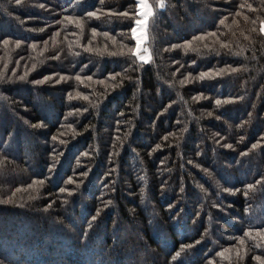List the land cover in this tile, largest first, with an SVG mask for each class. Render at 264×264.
<instances>
[{
  "label": "trees",
  "instance_id": "obj_1",
  "mask_svg": "<svg viewBox=\"0 0 264 264\" xmlns=\"http://www.w3.org/2000/svg\"><path fill=\"white\" fill-rule=\"evenodd\" d=\"M148 2L0 0V264H264V0Z\"/></svg>",
  "mask_w": 264,
  "mask_h": 264
},
{
  "label": "rangeland",
  "instance_id": "obj_2",
  "mask_svg": "<svg viewBox=\"0 0 264 264\" xmlns=\"http://www.w3.org/2000/svg\"><path fill=\"white\" fill-rule=\"evenodd\" d=\"M137 1H138V4H137L138 18L136 20H142V21H144V23H142L140 25H137L136 23L134 24L133 28H136L135 33H133L131 30L132 39L134 40L133 53H136L135 56L138 59V61L146 63L150 60V53L146 47V29L145 28H146L147 19L153 14V9L150 6L148 0H143V4L148 5L147 8L143 7L141 0H137ZM159 5H160V2H159ZM138 42H139V47H138ZM140 57H143L144 59L141 60ZM16 94L24 96L23 92H16ZM33 101H35V100H33ZM54 105H58L57 99H54ZM6 114H7V112H6V110H4V115L6 116ZM9 117L10 116H8L6 118L7 122H9V119H8Z\"/></svg>",
  "mask_w": 264,
  "mask_h": 264
},
{
  "label": "snow or ice",
  "instance_id": "obj_3",
  "mask_svg": "<svg viewBox=\"0 0 264 264\" xmlns=\"http://www.w3.org/2000/svg\"><path fill=\"white\" fill-rule=\"evenodd\" d=\"M141 3H142V5H143V7H145V8L148 7L147 4H143V0H141ZM135 23H136L137 25H140V24L144 23V21H142V20H136ZM221 23H223V21H222ZM262 31H264V28H262ZM132 32L135 33V32H136V28H133V29H132ZM138 47H139V42H138ZM89 50H90V49H89ZM133 55H136V53H133ZM140 59L143 60L144 58H143V57H140ZM113 79H115V77H113ZM85 99H86V97H85ZM217 103H219V101H218Z\"/></svg>",
  "mask_w": 264,
  "mask_h": 264
}]
</instances>
